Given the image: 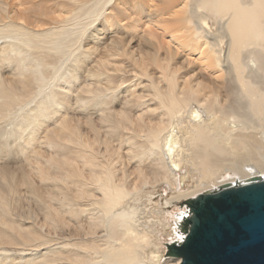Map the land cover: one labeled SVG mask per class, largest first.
Returning <instances> with one entry per match:
<instances>
[{
    "label": "bare ground",
    "instance_id": "bare-ground-1",
    "mask_svg": "<svg viewBox=\"0 0 264 264\" xmlns=\"http://www.w3.org/2000/svg\"><path fill=\"white\" fill-rule=\"evenodd\" d=\"M257 178L264 0H0V264H181L156 192Z\"/></svg>",
    "mask_w": 264,
    "mask_h": 264
},
{
    "label": "water",
    "instance_id": "water-1",
    "mask_svg": "<svg viewBox=\"0 0 264 264\" xmlns=\"http://www.w3.org/2000/svg\"><path fill=\"white\" fill-rule=\"evenodd\" d=\"M183 242L167 244L181 264H264V178L186 200Z\"/></svg>",
    "mask_w": 264,
    "mask_h": 264
},
{
    "label": "rangeland",
    "instance_id": "rangeland-1",
    "mask_svg": "<svg viewBox=\"0 0 264 264\" xmlns=\"http://www.w3.org/2000/svg\"><path fill=\"white\" fill-rule=\"evenodd\" d=\"M188 184H195L193 183L192 181H189ZM170 191L166 190L164 187L161 188L160 191L156 192V194L154 195V197H156V200H160L161 203H163V205L166 207L167 210H170V211H174L179 209V207H184V203L186 202V200H184L183 202H178V201H175L176 203L174 205H169V204H165L166 202V198L170 197L171 194H169ZM167 195V196H166ZM171 236H167V239H170Z\"/></svg>",
    "mask_w": 264,
    "mask_h": 264
}]
</instances>
